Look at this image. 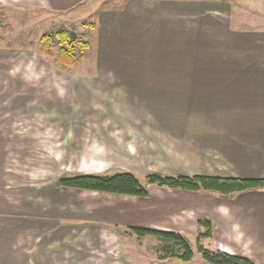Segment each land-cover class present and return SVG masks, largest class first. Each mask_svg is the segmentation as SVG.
<instances>
[{
    "label": "crops",
    "instance_id": "obj_1",
    "mask_svg": "<svg viewBox=\"0 0 264 264\" xmlns=\"http://www.w3.org/2000/svg\"><path fill=\"white\" fill-rule=\"evenodd\" d=\"M83 2L5 0L0 7L49 14ZM223 11L214 0H126L120 7L99 9L94 25H89L96 30L97 69L108 82L104 87L108 106L125 105L126 112L135 114L133 118L139 115L142 120L155 121L148 135L158 136V143L168 139L175 152L183 154L180 169L168 173L264 178V29L233 28L230 12L226 19ZM241 40L249 44V63L210 60L225 52L240 55ZM4 43L5 38L0 42V55L3 49L15 48L39 57L33 59L40 72L37 86L29 85L21 75L15 79L30 96L40 90L41 104L47 103L48 60L36 45ZM106 72L113 75L111 83ZM99 86L104 83H90V88ZM84 89V94L91 92ZM13 103L25 102L17 99ZM11 121V117L0 118V137L12 134L16 126ZM150 186L175 192L154 194ZM149 190L148 197H139L64 187L58 181L56 187L43 189L47 199L43 204L17 197V192L8 197L0 191V224L10 226L0 231V264H69L59 259L57 250L67 246L57 239L68 233V225L147 226L188 237L203 228L198 225L203 218L213 222L209 237L213 248L264 264V189L227 196L154 184ZM83 192L101 196L87 198L85 194L83 199ZM109 195L125 199L113 203ZM67 201L76 206L64 210ZM183 207H189L186 219L173 220L171 216ZM65 211L87 212L92 217L59 218L68 216L62 215ZM166 215L170 216L168 224L156 223Z\"/></svg>",
    "mask_w": 264,
    "mask_h": 264
},
{
    "label": "rangeland",
    "instance_id": "obj_2",
    "mask_svg": "<svg viewBox=\"0 0 264 264\" xmlns=\"http://www.w3.org/2000/svg\"><path fill=\"white\" fill-rule=\"evenodd\" d=\"M125 1L84 0L73 9L49 14L0 7V36H4L6 42L3 45H36L39 49L40 37L59 28L74 30L80 39L90 42V47L77 63L65 66L64 70L55 61L59 45L53 47L52 55H42L50 64L47 75L44 74L48 79V102L44 104H41L40 90L30 96L28 90L17 85L15 79L21 75L29 85L37 86L40 72L36 70L33 59L39 57L15 48L1 50L4 54L0 55V118L11 117V123L16 126L11 135L0 137V191L6 192L8 197L17 192V197H29L32 203L43 204L47 202L43 189L56 187L63 176L88 172L113 173L127 169L145 182L149 172L168 173L180 169L183 154L175 152V145L168 143V139L158 143V136L148 135L155 121L142 120L139 115L133 118L135 114L132 115V111L126 112L128 106H108L105 101L104 87L108 82L97 69L100 62L96 56V30L89 25L95 21L99 9L120 7ZM214 1L222 5L225 10L222 14L226 19L230 12L233 28L264 29V0ZM2 2L5 0H0V6ZM80 48L81 44L77 43V54H80ZM239 49L238 56L225 52L220 58L213 56L210 60L219 59L224 64L234 61V64L240 65L249 63L248 42L241 40ZM194 59L196 62L198 58L195 56ZM106 76L111 83L112 73L106 72ZM93 82L96 86L98 82L104 83V86L90 88ZM84 88L91 92L84 94ZM17 99H23L25 103L15 105L13 102ZM15 132L18 136L13 135ZM150 188L154 194L175 192ZM81 194H84L83 199L85 194L87 198L101 196L99 193ZM107 197L113 203L125 199L114 195ZM63 206L67 210L68 206L71 208L76 204L71 205L67 201ZM188 213L189 207H183L171 217L173 220H184ZM62 215L68 216L59 218L71 220H89L92 217L87 212L71 214L65 211ZM169 220L170 216L166 215L156 223L163 226ZM150 222H153L152 218ZM5 225L0 224V231H7L9 225ZM114 225H68V233L57 239L59 243L67 244L57 249L61 253L59 259L69 264H210L198 250L197 233L204 228L187 237L194 256L184 261L178 257L183 250L174 241L153 235L138 236L131 233L127 225H118L120 229ZM201 242L206 248H213L211 239L203 237Z\"/></svg>",
    "mask_w": 264,
    "mask_h": 264
},
{
    "label": "trees",
    "instance_id": "obj_3",
    "mask_svg": "<svg viewBox=\"0 0 264 264\" xmlns=\"http://www.w3.org/2000/svg\"><path fill=\"white\" fill-rule=\"evenodd\" d=\"M91 24L94 25V23ZM0 42H3V38H0ZM77 43L81 44L80 54L75 52ZM39 44V51L42 55H52L53 47L59 45L55 61L61 68L77 63L79 57L83 56L85 50L90 47V42L83 41L74 30H68L67 28H59L44 33L40 37ZM59 183L64 187L139 197H148L150 195V184L184 190L206 191L225 196L250 189H264V178H243L217 174L162 173L155 171L147 173L146 180L143 182L136 173L125 169L113 173L96 172L63 176L59 179ZM198 225L204 228V231L199 232L197 235L198 250L208 263L256 264L253 259L244 255L206 248L202 244L201 239L203 237H212L213 222L203 218L198 220ZM128 228L131 233H135L138 236L153 235L164 240L174 241L183 250L178 257L184 261L191 260L194 256L189 239L180 232L135 225L128 226Z\"/></svg>",
    "mask_w": 264,
    "mask_h": 264
}]
</instances>
